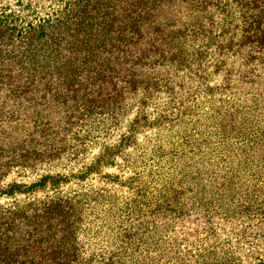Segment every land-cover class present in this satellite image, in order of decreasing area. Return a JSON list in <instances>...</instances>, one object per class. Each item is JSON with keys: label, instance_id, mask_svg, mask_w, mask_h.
Instances as JSON below:
<instances>
[{"label": "trees", "instance_id": "16d2710c", "mask_svg": "<svg viewBox=\"0 0 264 264\" xmlns=\"http://www.w3.org/2000/svg\"><path fill=\"white\" fill-rule=\"evenodd\" d=\"M176 118L154 149L171 198L144 212L137 198L60 189ZM15 170L42 173L2 185ZM1 197L16 200L0 204V264H170L151 253L156 220L190 201L263 225L264 0H0ZM256 254L239 264H264Z\"/></svg>", "mask_w": 264, "mask_h": 264}, {"label": "rangeland", "instance_id": "374dc122", "mask_svg": "<svg viewBox=\"0 0 264 264\" xmlns=\"http://www.w3.org/2000/svg\"><path fill=\"white\" fill-rule=\"evenodd\" d=\"M149 111H153V107ZM186 119L188 120V118ZM179 123V118H176L171 125L166 127L144 128L139 133L134 146L128 148L123 156H118L115 164L106 168L103 173H92L84 182L72 181L61 186L60 189L64 193L74 191L93 193V190H99L103 195H112V199L117 201H132L137 198L141 208L146 212L148 205H153L156 200L171 198L173 194L166 191L170 168L168 165L164 167L157 165L159 157H156L154 149L156 145L167 142L164 141L167 134L173 131ZM171 126L173 128H170ZM124 130H126L125 127L121 129V131ZM119 133L116 132L110 141L118 139ZM165 146L168 151V145ZM97 151L98 148H92L83 160L76 163L74 169H71L73 163L68 164L65 167L66 173L71 170L78 171L80 167L91 161ZM41 173L42 171L27 174L26 171L15 170L1 184L4 185L13 180L31 182ZM105 173L111 174L112 177L106 178ZM44 195L45 192H38L29 198H43ZM25 199L28 198L19 196L17 200ZM185 199L187 198L185 197ZM15 200L1 197L0 204L9 205ZM192 204V201L187 203V213L180 217L160 216L156 220L159 224L157 233L159 250L151 249L152 256H157L160 252L165 255V258H169L170 264H177L180 260L191 255L217 253L227 257L233 264H239V255L243 256L245 260L248 258L253 260L252 258L257 256L256 252L264 247V241L261 242L263 237L260 236L262 233L264 234V224L260 226L252 224V221L243 220L235 212L231 215L224 214L217 208L203 210L199 206H192ZM104 210L105 207H101V215ZM260 244L263 246L260 247Z\"/></svg>", "mask_w": 264, "mask_h": 264}]
</instances>
